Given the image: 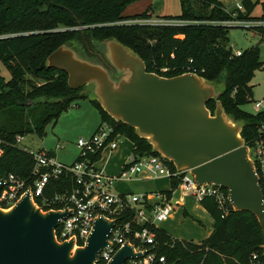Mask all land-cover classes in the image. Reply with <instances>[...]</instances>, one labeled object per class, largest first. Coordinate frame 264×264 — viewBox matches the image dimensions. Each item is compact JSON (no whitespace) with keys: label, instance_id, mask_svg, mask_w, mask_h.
I'll list each match as a JSON object with an SVG mask.
<instances>
[{"label":"trees","instance_id":"16d2710c","mask_svg":"<svg viewBox=\"0 0 264 264\" xmlns=\"http://www.w3.org/2000/svg\"><path fill=\"white\" fill-rule=\"evenodd\" d=\"M137 0H0V60L12 77L0 75V175L13 173L29 177L33 158L17 146L16 136L35 134L41 138L49 122L56 123L72 102L88 98L83 87L71 89L67 74L46 66V57L65 42H80L82 51L96 55L95 40L117 39L139 55L146 70L162 76L195 73L209 81H222L224 92L219 96L225 113L241 121V136L250 144L264 123V111L245 112L241 105L252 100L250 79L262 62L258 60V44L240 56L232 54L229 29L235 22L251 21L249 26L264 40V12L251 15L254 2L241 0L243 10L227 9L219 0H178L180 14L160 18L183 20L179 25L126 24L123 21L148 19V6L138 14H123L125 7ZM187 66V68H186ZM166 71L163 72V69ZM100 115V122L110 124L115 134L132 143L135 157L159 155L151 144L138 136L129 125L116 122L96 100H90ZM213 113L215 101L206 103ZM101 155H90L98 161ZM171 170L173 164L166 159ZM179 179L169 180L170 189L163 191L171 198ZM46 194L73 185L70 176L51 180ZM213 219L212 232L199 243L173 238L163 229L132 222L133 210L127 208L118 222H131L133 229L146 226L156 239L157 255H164L166 264H248L252 253L262 256L264 238L257 218L246 211H235L222 217L212 198L200 202ZM102 264V263H98Z\"/></svg>","mask_w":264,"mask_h":264},{"label":"water","instance_id":"95a60500","mask_svg":"<svg viewBox=\"0 0 264 264\" xmlns=\"http://www.w3.org/2000/svg\"><path fill=\"white\" fill-rule=\"evenodd\" d=\"M72 44L53 50L46 66L65 72L69 88L83 87L90 100L132 127L176 170H189L197 184L227 189L233 210L253 214L264 238L262 189L241 136L243 123L232 122L219 100L224 86L191 72L170 77L149 72L139 55L113 37L94 41L97 59ZM211 99L213 113L206 106ZM69 213L42 210L28 191L12 207H0V264H97L98 252L111 245L115 221L95 218L85 244L76 246L74 239L55 236ZM260 248L264 256V241ZM144 253L125 241L106 264H124Z\"/></svg>","mask_w":264,"mask_h":264},{"label":"built area","instance_id":"2783aa9c","mask_svg":"<svg viewBox=\"0 0 264 264\" xmlns=\"http://www.w3.org/2000/svg\"><path fill=\"white\" fill-rule=\"evenodd\" d=\"M236 10H243L241 3L236 4ZM126 24H150V25H179L183 20L148 18L123 21ZM236 25V24H234ZM246 27L251 23L244 22ZM234 56H240L241 50L232 51ZM166 68L163 69V72ZM256 110L264 108V98L254 102ZM263 111V110H262ZM113 127L106 121H102L95 131L87 138L79 137L76 147L79 150L77 158L71 163H63L44 148L32 150L23 148L33 158V167L29 177L18 178L13 173L0 175L4 177L0 189V207H12L27 191L31 199L44 211L69 210L70 213L61 218L55 228V236L58 241L74 239L76 246L85 244L92 231L95 218L103 217L114 220V226L108 237L111 245H107L97 254V264H106L114 252L129 241L134 245V250L145 251L141 257L127 259L124 264H166L164 255H157L156 239L152 231L146 226L141 229H133L131 222H118V217L127 208L133 210L132 222L135 225L148 223L156 226V221H163L170 217L175 205L163 191L140 192H115L113 184L117 181L143 182L152 181L157 177L179 179L178 185L171 192L179 190L183 195L190 196L198 202L206 198H212L221 212L226 216L233 207L230 204L228 191L215 184H197L189 170H171L166 163V158L161 155H148L128 158L117 175L103 173L96 167V162L90 155L102 154L103 150H113L117 145L121 134L113 133ZM23 136H16L17 146ZM246 144V143H245ZM248 146V155L252 160L257 173L259 184L263 194L264 205V123L257 129V136ZM3 149L0 148V156ZM62 176H70L73 180L71 188L63 187L53 194H46L51 180H59ZM263 256V254H262ZM264 257V256H263ZM248 264H264V260L258 253H252Z\"/></svg>","mask_w":264,"mask_h":264},{"label":"rangeland","instance_id":"374dc122","mask_svg":"<svg viewBox=\"0 0 264 264\" xmlns=\"http://www.w3.org/2000/svg\"><path fill=\"white\" fill-rule=\"evenodd\" d=\"M223 6L234 8L240 0H220ZM254 6L251 15L260 17L264 12V0H252ZM148 6L154 10V16L160 18L163 16H177L180 14V4L178 0H137L127 7H125L124 15H133V13H140ZM229 46L232 51L241 50L244 52L249 47L258 44L259 53L258 60L262 64L256 68L250 79L253 88L252 100L241 105V108L250 114H255L254 102L255 100L263 99L264 97V40L261 41V35L252 28L237 24L229 29L228 33ZM76 49L82 53L80 42L72 44ZM87 55V54H85ZM91 59H97L93 54ZM187 68V66H186ZM0 75L4 80L11 79L12 75L6 65L0 60ZM221 86L222 81L218 82ZM84 92V91H83ZM78 105V109L76 108ZM234 123L237 121L230 117ZM100 122V115L98 110L90 102L89 98L79 99L71 103L70 107L61 113L56 123L49 122L45 128V134L39 138L35 134H27L23 136L19 147L21 149L29 147L32 150L44 148L46 150H53L56 157L61 162L71 163L74 161L79 153L76 147V140L79 137L87 138L93 132L95 127ZM119 145L112 151L103 150L99 166L105 172L111 175H117L119 172V156L127 157L130 151L129 140L118 138ZM115 192H140L141 187L154 190H169L170 183L166 177H157L152 181L143 182H123L117 181L113 184ZM173 196L180 199L182 204L177 205L178 202H172L175 206L169 218L163 221H156L157 227L163 229L173 238L183 239L191 242H198L207 236V233L213 228V219L202 208L200 202L196 201L190 196L183 195L179 190L173 193ZM183 197V198H182Z\"/></svg>","mask_w":264,"mask_h":264},{"label":"crops","instance_id":"0c3cea01","mask_svg":"<svg viewBox=\"0 0 264 264\" xmlns=\"http://www.w3.org/2000/svg\"><path fill=\"white\" fill-rule=\"evenodd\" d=\"M219 1H220V0H219ZM240 1H241V0H240ZM220 2H221V1H220ZM225 7H226V6H225ZM226 8H227V9H231L232 7H231V8H230V7H226ZM140 13H141V12H140ZM123 14H124V13H123ZM134 14H138V13H133V15H134ZM153 14H154V10L152 9V16H151V18H156L157 16L155 17ZM127 16H131V15H127ZM247 22H248V23H251V24H253V25L256 24V23L251 22V21H247ZM247 22H246V23H247ZM243 23H244V22H235V23H233V24H236V25H237V24H243ZM249 28H251V27H249ZM250 85H251V82H250ZM251 86H252V85H251ZM254 87H255V86H254ZM254 87H252V91H253V88H254ZM252 96H253V95H252ZM263 98H264V97H263ZM261 99H262V98H261ZM255 101H258V100H255ZM76 108L78 109V105H77V104H76ZM262 110L264 111V108H263ZM262 110H260V111H262ZM255 111L258 112V110H256V109H255ZM99 123H100V122H99ZM98 125H99V124H98ZM95 129H96V127H95ZM95 129L93 130V132L95 131ZM93 132H92V133H93ZM92 133H91V134H92ZM91 134H89V135H91ZM121 138H124V139L128 140V139L125 138L124 136H122ZM118 145H119V142H117V145H116V147H115L114 149H116V148L118 147ZM129 145H130V151H129L127 157H124V158H123L122 156H119L120 153L117 155V158H121V160L119 161V163H120V165H119V172H120V170L122 169L123 165L127 162L128 158H129V157L131 156V154H132V147H133V146H132V143L129 142ZM114 149H113V150H114ZM105 150L112 151V150H109V149H105ZM48 151H50V152L56 157V154H55V152H54L53 150H48ZM101 156H102V155H101ZM56 159L58 160L57 157H56ZM100 159H101V157H100ZM100 159L96 162V167L99 168L103 173L108 174L107 172L104 171L103 168H101V167L99 166V161H100ZM58 161H60V160H58ZM60 162H61V161H60ZM63 163H66V162H63ZM119 172H118V173H119ZM118 173H117V174H118ZM109 175H111V174H109ZM140 189H141V191H149V189H145L144 187H141ZM160 191H165V190H160ZM182 198H183V197H182ZM171 199H172V202H174V201L178 202L177 205H181V204H182L181 200L178 199V198H176V197H174L173 195H171ZM177 205H175V206H177ZM212 229H213V228H211V230L207 233V236L212 232ZM207 236H206V237H207ZM206 237H205V238H206ZM202 240H203V239H202ZM202 240H201V241H202ZM201 241H198V242H195V243H199V242H201Z\"/></svg>","mask_w":264,"mask_h":264},{"label":"flooded vegetation","instance_id":"af4514ba","mask_svg":"<svg viewBox=\"0 0 264 264\" xmlns=\"http://www.w3.org/2000/svg\"><path fill=\"white\" fill-rule=\"evenodd\" d=\"M96 57V56H95Z\"/></svg>","mask_w":264,"mask_h":264}]
</instances>
